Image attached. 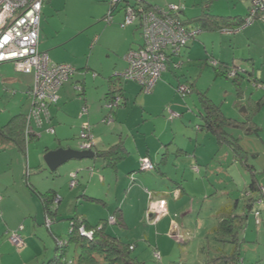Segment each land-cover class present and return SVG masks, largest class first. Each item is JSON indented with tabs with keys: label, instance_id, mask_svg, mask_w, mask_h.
<instances>
[{
	"label": "crops",
	"instance_id": "crops-1",
	"mask_svg": "<svg viewBox=\"0 0 264 264\" xmlns=\"http://www.w3.org/2000/svg\"><path fill=\"white\" fill-rule=\"evenodd\" d=\"M250 4L248 3L249 6ZM45 5L40 27V51L47 53L51 62L54 64L72 65V61H69V58H67L63 49H61L66 41L57 42L54 40V37L49 38L43 31V16L45 10H47L45 9ZM121 10H117L116 14ZM183 15L184 12L181 14V20L187 26L191 24L188 28L202 29V32L198 35L200 38L190 46L186 53L182 52L180 57H172L168 64V70L164 73L161 81L151 94L142 93L139 85L124 81L121 78V75L127 68L125 59L127 53L130 49L137 48L142 43L134 42L136 40V34L130 33L126 28H123L126 30H120L113 25L105 29L101 37L99 35V38L92 41L88 58L86 56L80 59L75 58L73 65L77 70V74L62 87L59 93L60 101L52 109V126L55 129V134L37 130V133L32 135L26 151L17 144L15 136H11L10 138L0 137V264H51L58 256H61V253H58L56 242L53 248V244H50L51 240L44 236L41 229L46 223L47 215L41 196L47 193L54 194L59 199L57 205H51V209L56 211L53 214L54 222L48 231L54 238L64 240L66 236H70L69 224L60 223L63 219H68L70 222L73 218H83L89 226L94 227L107 220L104 219L105 217L109 216L110 218L118 211H121L123 215V225L119 226L128 229L127 202L124 203L122 208L116 209L113 213L110 210L107 213L92 210V213L89 209V212L87 211V205L85 204H96L105 207V201L88 196L87 193H89L90 185L85 186L78 183L80 189H82L80 195H77V190L72 191L73 188H70L69 185L72 182L73 174L78 176L86 174V170L84 169L87 168V160H82L80 161L81 163L77 161L66 163L67 165L59 171L50 172L42 162V157L46 153L60 148L66 149L72 147L78 149L72 146L70 142L78 141L83 126L89 124L92 128L94 152L96 154L106 152L121 143L126 148V155L123 159L111 167H108L107 162H105V168L115 173L118 172L120 174L122 172L125 175H131L130 177L133 175L135 178L134 174L141 172L140 159L147 157L155 164L156 170L160 176L162 175L161 178L163 181L168 180V164L171 155L173 156V149H179L176 151L179 156L185 154L177 144L181 136V130L183 129L181 119H184L186 114L190 115L192 113L190 104L187 101L186 103L181 101V98L176 92V88L180 84L192 87L194 92L190 96L197 94L198 104L199 94H206L208 97V93H204V89L198 85L197 78L193 83L189 81L187 75L190 73L188 71L187 75L183 76L184 79L182 81L179 75L173 70L184 71L185 62L193 63L201 61L203 68L211 67L215 71V76L224 75L221 71H218L210 65V61L214 60L241 72L236 67V61L232 60L236 58L237 51H247V56L243 55V57H247L245 59L249 60L244 59V61L251 62L252 56L249 52L251 51V47L257 46L255 42L258 41H263L264 43V23L262 21H257L254 25L245 30L243 29L238 35H231L230 39L229 37H225V35L218 36L214 34L219 30H208L200 24V19L205 15L213 16L217 19H243L246 16V11L242 14L238 13L234 17H227L220 14H212L210 7L207 6L201 15L196 17L184 20ZM116 32L119 33L120 41L115 40ZM108 34L109 36L105 37ZM219 39L220 41L217 42ZM224 39L227 42L223 43ZM229 52L231 53L230 55ZM226 54H228V57ZM262 58L264 60V54ZM231 61H233L232 64H230ZM8 64L11 65L7 63V66L2 65L0 68V87H3L6 93L13 91L15 96L20 93L23 96V100H19L22 106H13L10 113L7 112L3 113L2 116L0 115V129L5 128L12 119L19 115L27 117L31 109L29 92L35 83L34 75L19 73L16 69L15 71L18 75H14ZM169 65H172L173 70H171L172 68ZM203 73L204 70L199 79ZM242 78L243 83H245L247 78L245 76ZM176 82H178L177 87L175 85ZM253 83L259 84L260 80L254 79ZM111 93H113L111 95L112 97L116 95L121 96L122 105L112 113V120L107 121L106 118L109 113H104L103 106L109 100L108 98L111 97ZM168 104H171V106L165 110ZM84 108H87L86 113L83 112ZM243 109L247 111L246 107ZM169 110L181 115L178 120H170ZM251 130L247 129L249 133ZM183 133V137L187 140L188 133L185 131ZM188 139L191 141V138ZM39 140L42 141L36 144L33 150L29 151L30 144ZM215 143L212 144L215 145ZM42 149H45L44 153H41ZM197 152L198 149L194 153L195 159H197ZM192 170L200 172L198 166L195 165L192 166ZM163 171L165 172L163 173ZM40 175H44V179ZM140 179L145 184H151L156 183L159 180V176H140ZM101 180L104 183L106 181L104 177ZM130 188L129 192L131 195H139L142 193L140 189ZM147 191L151 192L149 190L144 192L146 196L144 207L151 200ZM151 193L153 194V199L158 197V199L166 200L164 197L165 195L168 196V193L162 197H160L161 193ZM174 193L177 194L170 195L179 199L186 195L187 191L180 184ZM166 201L168 204V200ZM71 202L73 205H71ZM76 203H79V206L81 205L80 209L82 211L78 209V205L74 207ZM131 205L133 204L131 203ZM69 207L70 210L68 211ZM168 211L170 215H167L160 221L162 223V221L170 218L167 222L169 225L173 224L172 235L176 233L175 236H177L180 228L178 229L177 221L171 216L169 204ZM20 227H23L21 234L24 237L26 245L22 250L17 249L18 252H16L15 246L9 239L10 234L18 231ZM164 230L167 231V228ZM182 231L180 230L181 233H183ZM39 236H44V238ZM40 239L43 242L44 240L47 241L44 242V251L43 249L41 250L40 246L42 245L39 242ZM129 244L134 245L135 243L131 242ZM134 246V250H136L138 246ZM71 247L69 248V252L72 251ZM73 249L77 257L75 258L76 261H73V264H78L80 250L75 246ZM44 254L46 255L41 257Z\"/></svg>",
	"mask_w": 264,
	"mask_h": 264
},
{
	"label": "rangeland",
	"instance_id": "rangeland-1",
	"mask_svg": "<svg viewBox=\"0 0 264 264\" xmlns=\"http://www.w3.org/2000/svg\"><path fill=\"white\" fill-rule=\"evenodd\" d=\"M125 1L134 4V0ZM149 2L162 9L170 8L173 5L180 7L181 11L184 12V20L201 15L207 6L210 7V12L214 15L220 14L234 17L238 13L242 14L246 11L245 17H247L250 12L249 8L252 6V0H149ZM248 3H251L250 6ZM121 5H125V2ZM110 8L111 0H49L45 5L47 10H45L43 16V31L49 38L54 37L57 42L66 41L61 49H63L69 61H72L73 67H75L73 65L75 58L80 59L84 56L88 58L92 41L99 38V35L101 37L102 32L113 25L120 30L127 29L130 33L136 34L134 42L142 43L141 29H139L138 24L129 26L126 29L120 27V24L124 21L123 10L117 14L115 13L111 24L108 23L107 19H104L110 14ZM121 19L122 21L120 22ZM188 29H191V27ZM214 34L218 36L225 35L229 39L231 36H227L228 34H223L220 31ZM108 36L109 34L105 37ZM198 38L200 36L190 40L183 53H186ZM115 40L120 41L118 32H116ZM219 41L220 39L217 42ZM225 42L227 41L224 39L223 43ZM255 44L257 46H252L251 51H249L252 56L251 62L244 61L247 57H243V55L247 56V51L243 52V50L242 52L237 51L236 58L232 59L236 61V67L241 71V75L238 77L240 83L241 77L245 76L247 78L245 83H241V86L240 83L239 85L235 84L232 78L225 75L215 76V71L211 67L203 68L201 61L185 62L184 71L173 70L172 65L169 66L172 68L171 70L179 75L182 81L184 79L183 76L187 75L188 71L190 73L187 75L189 81L193 83L197 78L198 85L204 89L203 92H207L208 97L221 107L226 117L247 124L249 126L247 129L257 131L254 134H247L241 128H229L227 130L229 134L239 140V144L247 151L246 162L250 166L251 172L254 173L256 180L264 189V60L262 58L264 43L263 41H258ZM226 55L228 57V54ZM10 64L8 65L12 69V74L18 75L14 64ZM4 65L7 66V64ZM203 70L204 73L199 79ZM254 79H259V84L261 85L253 83ZM175 85L177 87L178 82ZM177 90L178 88H176V92ZM179 97L183 103L187 101L190 104L192 113L190 115L186 114L184 119L180 118L183 129L177 144L185 154L179 156L176 152L179 149H173V156L171 155L168 164V180L163 181L162 175L160 176L158 171L155 170L134 174L135 181L132 183L131 175L128 176L122 172L120 174L118 172L115 173L105 168V162L101 158L87 160L86 163L88 165L84 169L86 174L77 175L78 183L85 186L90 185L88 196L101 199L106 203L105 207L96 204H85L87 205V211L89 209L92 213V210L107 213L110 210L113 213L116 209L122 208L124 203L127 202L128 229L116 226L117 221H115L114 224L116 225L111 226L109 231L124 243L129 244L132 242L138 246L132 252V256L138 259L141 264H235L233 259L238 245L243 264H264V203L259 204L258 201L251 210L248 209V203L251 199L257 201L261 198L259 191L251 193L249 190V185L252 182V173L237 162L232 151L227 146H219L217 142L216 145V140L213 136L200 130V126L203 123L200 118L201 111L197 94L188 96L187 99H183L180 95ZM19 100H23V96L20 93L15 96L13 91L6 93L3 87H0V115L2 116L3 113L7 112L10 113L13 106H22ZM170 106L171 104H168L165 110ZM245 107L247 111H242ZM103 111L105 114L108 113L105 109V104ZM183 131L188 133L187 140L183 137ZM188 138H191V141ZM41 141L32 142L29 146V151L33 150L35 145ZM70 143L76 148L80 146V140ZM212 143H215V145ZM196 149H198L197 159L194 158ZM44 151L45 149H42L41 153H44ZM43 157L42 162L46 165ZM73 161L81 163L78 160ZM67 164L60 167L58 171ZM193 165L198 166L200 172L193 171ZM46 169L50 171L47 165ZM147 175L159 176V180L156 183L145 184L141 181L140 176ZM40 177L44 179V175H40ZM102 177L106 179L105 183L101 180ZM177 184L183 185L187 191V194L179 199L170 195H175ZM69 186L71 188V184ZM130 187L140 189L142 193L131 195L129 192ZM75 190H77V195L81 194L82 189H80L79 185L72 189V191ZM146 190L153 193H161L160 197L168 193V196L165 195L164 198L168 200L171 216L177 221L178 229L180 228L177 236L172 235L173 224L169 225L167 222L170 218L164 219L165 221H162V223L161 221L159 223L148 222L147 211L150 202L144 207L146 200L144 192ZM249 193L250 197H248ZM154 200L160 199L155 197ZM237 202V213L240 215L246 214L248 220L243 231H239L238 242L228 241L229 243L225 244L222 242V236H219L214 229L218 226L221 210L226 206L235 205ZM78 204L76 203L74 207ZM71 205H73L72 202ZM80 208L81 205H78V209ZM69 210L70 207L68 208ZM258 211L261 213L262 220L259 227L256 225L255 219V213ZM168 215H170L169 211ZM108 218L109 216L104 219ZM114 218L116 220V217ZM60 223L69 224L70 227V224L74 223V221L69 222L68 219H63ZM165 228H167V231L164 230ZM41 229L44 236L51 240L50 244H53L54 248L55 242L57 245V238L50 235L49 227L46 225L42 226ZM180 230H183V233ZM31 231L33 230L31 229ZM74 233H72L71 237ZM44 236L39 237L44 238ZM84 239L89 240L88 238ZM59 240L63 241V239ZM64 240L70 244L69 235ZM39 242L42 245L40 246L41 250L43 249L44 251V242L47 241L44 240L43 242L40 239ZM14 248L18 252L17 248ZM71 248L72 251H68L70 254H67L64 263L71 262L73 264V261L77 258L74 253V247L72 246ZM156 252H160L161 260H157Z\"/></svg>",
	"mask_w": 264,
	"mask_h": 264
},
{
	"label": "built area",
	"instance_id": "built-area-1",
	"mask_svg": "<svg viewBox=\"0 0 264 264\" xmlns=\"http://www.w3.org/2000/svg\"><path fill=\"white\" fill-rule=\"evenodd\" d=\"M147 0H134V4L125 0H111L109 15L105 17L108 23H112V17L121 7L124 11V21L120 24L122 28H127L138 24L141 29L142 44L137 48H132L127 53L125 59L127 68L121 78L127 82L139 85L144 94H151L157 84L168 70V64L172 57H180L183 50L188 46L189 41L200 34L198 29H188L176 14L182 13L180 7L147 9ZM47 0H0V68L7 63H13L17 72L34 75L35 83L29 92L31 109L27 115L25 124V140L27 146L32 135L37 130L55 134L52 126V109L60 101V90L77 73L75 67L70 64H54L47 53L40 51V27L43 15V8ZM125 2V5H121ZM257 21L264 23V0H252V6L242 29L223 30L228 35H237L247 26ZM97 42V40H96ZM210 65L217 67L218 63L210 61ZM237 69H233L229 74L230 78L236 77ZM190 87L180 85L178 94L185 99L190 94ZM122 104L119 95L105 103L107 111H111V116L107 121L112 120V112L117 110ZM87 112V108L83 109ZM170 120L178 119L181 115L169 110ZM40 135V134H38ZM81 151H93V134L89 124L83 126L79 135ZM155 164L147 157L140 159V171H155ZM132 183L135 181L131 177ZM78 185L77 175H72L71 187ZM148 192V191H147ZM150 195V206L147 211L149 223H157L168 215V204L165 199L154 200ZM177 194V193H175ZM56 203L59 202L57 197ZM260 213H256L259 218ZM115 218L108 219L109 226H115ZM53 222L46 219L45 225L51 227ZM87 229L79 219L78 222L70 224V235L77 232L79 236L92 240L97 231ZM23 227L10 234V242L19 250L25 247V240L21 234ZM59 249H65L69 244L66 240L57 239ZM131 250L135 247L131 246ZM157 260H161L160 252H156ZM71 263V262H70ZM68 263V264H70ZM72 264V263H71Z\"/></svg>",
	"mask_w": 264,
	"mask_h": 264
},
{
	"label": "trees",
	"instance_id": "trees-1",
	"mask_svg": "<svg viewBox=\"0 0 264 264\" xmlns=\"http://www.w3.org/2000/svg\"><path fill=\"white\" fill-rule=\"evenodd\" d=\"M146 3H147V9H151L153 7L157 8V6L150 3L149 0H147ZM182 13L176 14L175 17L181 20ZM247 17L243 19H239V18L217 19L213 16L205 15L200 19V22L202 23L204 28L208 30H219L222 32L223 30L229 29V30L237 31V29H242L244 27V23ZM182 23L187 27V25L183 21ZM201 32L202 29L200 30V33ZM217 63L218 65L217 67H215V69L221 71L225 76L229 77V74L231 73L233 68L228 67L227 65L219 62ZM240 75L241 73L238 71L236 77L232 78L235 84L239 85L240 80H238V77ZM241 79H242L241 80L242 83L243 78L241 77ZM190 90L191 91L188 96L192 95L194 92V89L192 87H190ZM112 94L113 93H111L110 96ZM112 98L113 97L111 96L108 99L110 100ZM198 98L201 107L200 118L203 123L202 126H200V130H203L206 133L213 136L219 146L222 147L227 146L232 151L237 162H239L245 169L251 172L250 166L246 162L247 151H245L244 148H242V146L239 144V140L235 139L231 134L227 132V130L229 128H241L245 130L247 134H254L257 133V131L252 129L251 132L249 133L247 131V127H249L247 124H243L238 122L237 120L227 118L223 113L221 107L216 105L212 100H210L206 96V94H199ZM108 113L109 114L107 118L111 116L110 115L111 111H108ZM26 119H27L26 116L19 115L14 119H12L11 122L5 128L0 129L1 138H10L11 136L13 137L15 136L17 144L21 148H23V150L25 149V151L27 150L28 147L25 140ZM125 155H126V148L121 143L112 147L110 150L106 152H101L96 154V157L94 159L101 158L104 162H107L108 167H111L114 164H116L119 160L123 159ZM251 173H252V182L249 185V190L251 191V193L259 191L261 198L257 201L255 199H251L248 203L249 210H251L254 204L257 203L258 201L259 204L264 203L263 200L264 189L256 180L254 173L253 172ZM41 197L44 201V205L46 209V214H47L46 219L48 218L52 222H54L53 214L55 213L56 210L55 211L52 210L51 205L54 206V204L55 205L58 204L55 202L57 196H54V194L51 193H47L45 195H42ZM248 197H250V193L248 194ZM237 209H238V202L235 205H230L223 208L219 215L220 218H219L218 226L214 229L217 232V234H219V236H222V242L225 244L229 243L228 241L238 242L239 231L242 232L247 223L248 217L246 216V214H242V215L238 214ZM256 213H260V212L258 211ZM256 213H255L256 225L259 227L262 223L261 213L259 218L256 217ZM113 216L116 217V221H117L116 226L119 225L122 226L123 225L122 212L121 211L115 212ZM81 220L87 229H91V230L96 229L100 225H103V228L96 232L92 240H86L80 237L77 232H75L72 237L71 234L69 236L70 244L65 249H59L57 246L58 253H61V256H58V258L55 261H52L51 264H68V262L64 263V261L67 257V253L71 246L78 247L80 250L78 264H141L136 258L132 256L133 250H130V247L132 245L124 243L120 238L114 236L109 232L111 226L108 225V219L94 227L89 226L86 220H84L83 218ZM70 221L78 222L79 218H73ZM239 248L240 247L238 245L236 247V253L233 259L234 260L233 262L235 264L236 263L243 264V262H241V252Z\"/></svg>",
	"mask_w": 264,
	"mask_h": 264
},
{
	"label": "water",
	"instance_id": "water-1",
	"mask_svg": "<svg viewBox=\"0 0 264 264\" xmlns=\"http://www.w3.org/2000/svg\"><path fill=\"white\" fill-rule=\"evenodd\" d=\"M245 111V109H242ZM96 157L94 151H81L79 148H60L46 153L44 160L51 172H56L61 166L73 160H91ZM176 233H173L175 236Z\"/></svg>",
	"mask_w": 264,
	"mask_h": 264
},
{
	"label": "clouds",
	"instance_id": "clouds-1",
	"mask_svg": "<svg viewBox=\"0 0 264 264\" xmlns=\"http://www.w3.org/2000/svg\"><path fill=\"white\" fill-rule=\"evenodd\" d=\"M121 8V7H120ZM122 9V8H121ZM115 15V14H114ZM105 19V18H104ZM120 96V95H119ZM114 97V96H113ZM108 101V100H107ZM107 120V119H106ZM94 151V150H93ZM132 246H134V245H132ZM135 247V246H134ZM134 251V250H133ZM69 263V262H68Z\"/></svg>",
	"mask_w": 264,
	"mask_h": 264
}]
</instances>
